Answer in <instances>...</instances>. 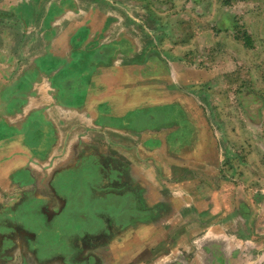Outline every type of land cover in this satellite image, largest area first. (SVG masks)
Returning a JSON list of instances; mask_svg holds the SVG:
<instances>
[{"label":"rangeland","instance_id":"obj_1","mask_svg":"<svg viewBox=\"0 0 264 264\" xmlns=\"http://www.w3.org/2000/svg\"><path fill=\"white\" fill-rule=\"evenodd\" d=\"M46 2L80 11L72 20L86 28L82 37L113 39L120 73L129 65L135 74L118 93L128 90L135 107L145 97L160 107L119 112L120 122L134 120L136 135L123 138L129 149L122 145L116 150L106 142L96 166L65 176L62 186L58 183L57 193L68 198V204L75 201L76 210L71 217L67 211L59 213L58 196L54 224L46 228L34 221L38 259L94 264L95 255L116 260L111 247L123 252L120 247L134 242L140 247L145 241V255L132 256L134 264H158L159 258L162 264L164 258L167 264H264V51L255 55L251 47L242 51L222 45L234 38L248 42L239 28L228 38V32L216 26L214 32L200 33L194 45L192 32L175 28L182 8L205 3L218 25L231 14L233 25L240 27L239 17L264 10V0H38L44 7ZM252 28L264 41V16ZM127 34L136 47L130 53ZM76 48L72 56H78L80 65L95 47ZM110 54L103 48L99 57L104 60ZM93 65L86 66V73L94 71ZM176 114L188 122H203L199 128L210 134L214 158H193L189 143L183 154L187 134H179L182 153L168 155L179 147L169 138L160 139L155 127L147 129L143 146L139 126L174 122ZM79 205L88 214L80 213ZM6 260L14 257L0 255V264Z\"/></svg>","mask_w":264,"mask_h":264},{"label":"crops","instance_id":"obj_2","mask_svg":"<svg viewBox=\"0 0 264 264\" xmlns=\"http://www.w3.org/2000/svg\"><path fill=\"white\" fill-rule=\"evenodd\" d=\"M204 5L190 10L182 8L181 20L175 27L192 32V45L200 33L214 32L217 26L218 30L228 32V38L240 29L248 39L247 42L233 37L222 45H234L242 51L251 47L255 55L264 51V41L252 33L254 22L264 16L263 9L243 13L239 17L241 26L236 27L231 14L218 25L209 4ZM79 13L48 5V2L44 7L38 0H0V255L14 257V261L6 260L4 264H52L41 262L37 257L40 252L38 244L33 242L37 237L33 223L40 222L46 228L54 224L58 196L59 201L62 200L58 202V207H62L59 213L67 211L70 217L74 214L75 201L68 204V198L57 193L58 183L62 186L65 176L71 177L96 166L106 142L116 150L123 149L122 145L129 149V142L124 144L127 140L123 138L136 135L134 120L120 122L119 112L124 114L137 109L146 112L160 107V103L146 97L142 105L135 107L128 90L124 95L118 93L121 84L135 78L133 67L127 65L123 74L120 73L121 68L115 63L119 54L111 50L116 45L113 39L82 37L86 28L79 20H72V15ZM100 28L97 25L96 32L101 33ZM127 39L130 53L133 51H129L130 48H136L135 42L130 34ZM90 45L95 48L79 65L78 56H72V48L84 50ZM103 48L111 51L104 60L99 57ZM176 49L177 45L173 51ZM89 63H94V71L86 73ZM202 123L194 118L188 122L176 114L174 122L160 120L139 128L143 137L147 129L158 128L160 139L169 138L170 144L179 147L168 155L182 153L179 134H187L189 139H184L183 154L189 143L191 156L204 160L214 158V147H211L207 129L199 128ZM201 135L205 137L203 140L199 139ZM143 141L145 147L147 138ZM177 201L182 204L181 200H174ZM78 207L80 213L88 214L84 206ZM142 244L136 247L134 242L129 248L120 247L123 252H115L111 247L117 259L112 256L110 260H99L95 255L94 264H122L124 256L127 264H134L136 255H145L147 246L145 241ZM162 261L167 264L165 258ZM156 263L162 264L160 258Z\"/></svg>","mask_w":264,"mask_h":264}]
</instances>
